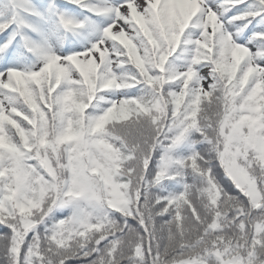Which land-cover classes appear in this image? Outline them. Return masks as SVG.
<instances>
[{"label": "snow or ice", "instance_id": "1", "mask_svg": "<svg viewBox=\"0 0 264 264\" xmlns=\"http://www.w3.org/2000/svg\"><path fill=\"white\" fill-rule=\"evenodd\" d=\"M0 264H264V0H0Z\"/></svg>", "mask_w": 264, "mask_h": 264}]
</instances>
